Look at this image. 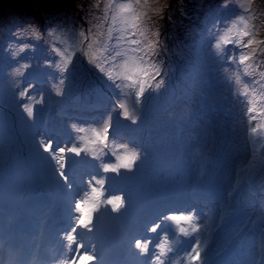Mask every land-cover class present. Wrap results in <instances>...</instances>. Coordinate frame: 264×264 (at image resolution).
<instances>
[{
	"label": "rangeland",
	"instance_id": "obj_1",
	"mask_svg": "<svg viewBox=\"0 0 264 264\" xmlns=\"http://www.w3.org/2000/svg\"><path fill=\"white\" fill-rule=\"evenodd\" d=\"M62 1L0 0V108L4 121L15 113L21 124L8 126L12 139L27 140L35 132L43 149L58 146L63 154L73 142L99 144V157L106 155L113 163L107 170L119 169L126 176L130 172L152 199L168 192L178 193V201L186 199V210L159 214L156 225L158 248L178 264H217L205 252L206 237L209 232L214 239L221 230L251 240L257 245L253 252L264 261V128L250 131L264 125V0H72L85 26L75 15L66 20ZM31 2L37 16L25 9ZM42 9L55 23L43 24ZM71 32L74 37L68 39ZM250 53L252 59H245ZM99 89L112 90L115 98H105ZM55 91L63 100L75 91L85 98L109 99L111 106L101 115L112 125L67 121L60 139L56 128L61 119L53 120L50 102L58 99ZM41 96L43 102L37 103ZM25 106L32 107L31 119ZM253 106L257 111H251ZM112 128H124L133 140L124 142L110 134ZM0 130L1 141L8 131ZM7 155L21 158L11 146H0V158ZM26 159L35 165L29 154ZM87 164L93 175L99 159L68 166L71 193L82 182L71 167L84 172ZM40 177L45 178L43 173ZM109 182L102 199L111 191ZM13 185L0 177V187ZM203 190L208 200L200 196ZM114 195L105 201L112 215L118 199ZM198 202L206 206L195 208ZM111 219L116 223L118 217L105 220ZM176 219L184 221L177 224ZM171 227L188 246L183 256L166 240Z\"/></svg>",
	"mask_w": 264,
	"mask_h": 264
},
{
	"label": "trees",
	"instance_id": "obj_2",
	"mask_svg": "<svg viewBox=\"0 0 264 264\" xmlns=\"http://www.w3.org/2000/svg\"><path fill=\"white\" fill-rule=\"evenodd\" d=\"M39 3H41V2H39ZM42 3H44V2H42ZM35 4L36 3L31 2L29 5H26L25 9L28 10V12L30 11L29 12L30 15L37 16L38 14H34L32 12V9H31L32 5H35ZM53 4H55V3H53ZM42 5H44V4H42ZM60 7H61V10H64V11L66 10V17H65L66 20H70V18H71L68 14L75 15L76 11H79L78 7L74 4H72V0L62 1L60 4ZM41 12L44 15H46V19L44 20L43 24H51L52 25L53 23H55L56 20L53 19L54 20V22H53L51 19H49V17H48L49 15L46 13V11H43V9H42ZM29 16L21 17L20 19L25 18V20H26V19H28ZM75 17L78 18L77 21H79L81 24H83L85 26V22H84L85 20L83 19L84 18L83 16L75 15ZM42 19H43V17H42ZM13 21H15V20L13 19ZM18 21L16 20L15 24H18ZM34 24L38 25L39 22H34ZM77 30H79V29H77ZM68 35L69 36L72 35V36L68 37V39H71V37H74V32H71V34H68ZM85 38L86 39L88 38L87 34H85ZM63 43L65 44L66 42H63ZM35 81L41 82L40 80H37V79ZM99 91H101L102 94H104L105 98H108V97H112V99L115 98L114 92L112 90L99 89ZM107 92H108V95H107ZM54 93L56 94V91ZM82 94L83 93H81V92L75 91L72 95L69 94L71 96L67 100L60 99L61 98L60 96H62V95H58L57 100H54V101L51 100L50 101L51 106L55 107V110H54L55 118L61 119L60 129L63 130L65 128V126H66L65 123L67 121H74V123L76 125H79V120H81L79 118L89 120V121H94L95 125H97V123L100 122L102 125H104V128L108 127L107 126V123H109L108 118L105 119L104 117H102L101 114L105 113L110 108V106H111L110 100L104 99L101 95H98L99 97L89 96L88 98H85V97H83L84 95H82ZM69 95H66V96H69ZM94 109H97V110H94ZM0 112L2 113V117H3L2 120H0V127L4 130L8 131L7 132L8 137H10V136L12 137V135H9V133H10L9 127L12 125H15L16 128H20L21 124H19L18 119L15 116V113H13L11 115V118L9 119L10 122H9L7 120L4 121V114L5 113H4V111L2 112L1 108H0ZM108 117H111V116H108ZM110 125H112V124L109 123V127H110ZM112 129L113 130L111 131L110 134H112L114 136H119L121 138H129V139L133 138L132 135H130L129 132L127 130H125L124 128H121V129L112 128ZM36 138L37 137H36L35 133H32V135L29 134L27 140H23L21 137L15 138V139H10V141L8 140L7 146H11V152L17 156L20 155L21 158L16 159V160H12L13 157L8 156V159L6 161H2L0 159V165H3L5 163H7L6 165H9L10 163L11 164L28 163V159H26V154H29V156L31 158L32 157L35 158L34 159L35 161H40V162L46 164L47 172L50 173L51 170L53 169V166L57 163V156L54 154V152H47L39 144H37ZM28 139H30V140H28ZM17 147L20 149V151L15 152L14 149ZM85 147H86V145L79 144V143H73V145L68 146V148L66 149L65 157H64L66 159V162H70V160L77 159V158L80 159L84 154ZM87 170H88V168L85 169V171H87ZM9 172L10 171H8V173ZM116 177H117V175H112L111 180L115 181ZM125 199H129L131 202H133V206L135 208L137 207L136 210L134 211L135 217H140L143 214V211L146 210L149 206L157 205L160 202V200H157V202H154L153 199L151 201V199L148 197V195L144 191V189L138 185L133 186L132 190L129 192L128 195H126ZM147 215L151 216L150 213H147Z\"/></svg>",
	"mask_w": 264,
	"mask_h": 264
},
{
	"label": "clouds",
	"instance_id": "obj_3",
	"mask_svg": "<svg viewBox=\"0 0 264 264\" xmlns=\"http://www.w3.org/2000/svg\"><path fill=\"white\" fill-rule=\"evenodd\" d=\"M145 3H147V0H145ZM248 34L249 33H246V35H248ZM251 43H255V41L250 42V44L248 45L249 47L251 46ZM254 52H255V49H253V53ZM253 53H250L245 59L251 60ZM245 59H242L240 62L243 64L245 62ZM162 84H163V81H161L160 84H158L156 87L159 88V87H161ZM56 94L57 95H61V92L57 91ZM24 95H26V92L21 94V98H23ZM42 102H43V97L41 96L40 100H38L37 103H42ZM24 110L26 111L29 119H31L32 116H33L32 107L25 106ZM251 111H253V112L257 111L255 106H253ZM125 118H127V116ZM132 122L135 123L136 121L133 120ZM250 123H251V121H250ZM260 128H264V125H260L259 128L251 129L250 131H252L253 134H255L257 131L260 130ZM33 133H35V132H33ZM12 138H13V135H12V137L11 136L8 137L6 133L2 134L1 141H0V146H7L8 140L10 141V139H12ZM5 139H7L6 142H4ZM28 140H30V139H28ZM131 140H133V139H130V141ZM92 147L93 148L96 147V149H101L102 148L101 145H99V144L93 145ZM6 157H8V156H5L2 161H5ZM138 158L139 157L137 156V159ZM30 161H33L35 163V165H31V163L28 161V163H25V164L7 165L5 167H1L0 168V177H3V181L4 182L5 181H10V182H12L14 184L13 188L10 187L9 189H7L5 187H0V203H1L2 200H6L7 198H10L11 201H12V199L18 198V192L21 190V187L27 185L29 182H31V180L34 179V178L25 179L24 175L28 171V169L34 168V166H40V164H42V162L35 161L34 159H31ZM62 163H65V158L63 156L57 155V163L56 164L58 165V164H62ZM84 170H85V168H84ZM129 170H131V169H129ZM8 171H10V172L8 173ZM79 172H83V171H79ZM56 177L59 178V174H57ZM142 188L144 189V186H142ZM144 191L147 193L148 197L151 199L152 197L148 194V191L147 190H144ZM31 192L33 193L32 189H31ZM156 196L159 197L158 194H156L154 196V198H153L154 202H157L155 200ZM209 197L210 196H207L206 197L207 199H204V200H208ZM159 198L161 200L164 199L163 196H161ZM28 200H25L24 202H27ZM48 200L50 201V200H52V198L48 197ZM12 204H13V208L14 209L22 208V209H26V210L33 205V204L32 205H25L23 202L22 203H18V202L15 203L13 201H12ZM199 204H201V202ZM201 205H204V204H201ZM64 206H65V204L63 203L62 207H64ZM153 214H154V220H153L154 222L152 221V215ZM159 214H160V216H162V214H164L163 217L169 216V214L167 213V209L163 208L162 202H159L157 205H152V215L151 216H149V215L145 216L144 222L147 223L146 225L149 224L151 226L152 230H149V236L147 237V239H145L143 241L142 246L140 247V251H141L142 254H144V252H146L145 248L147 247L146 246L147 243L152 242V232L156 231V225L161 221L159 219V217H158ZM176 223L178 224V222H176ZM11 230L13 232V233H11V235L16 236V233L14 232V229L12 228ZM181 231H184V230H181ZM199 232H200V230H198L197 236H199ZM225 232H226L225 230H221V233L219 235H217V236L219 237L220 242H221V240L224 237H228L229 239L233 240V243L228 248H222L219 245H217L215 247L216 243L212 239H210L209 232H208V235L206 237L207 240H208V244H207V250L205 252L208 253V255L211 258L215 259V262L217 264H223V263H227V264L229 263L230 264V262H231L230 251L234 248V246L236 245L237 242L245 243L247 241V240H245V238L241 239V238H235L232 235H228V234L224 235ZM205 233H206V231H205ZM168 234H169V238H166V240H168L172 244L183 245L181 247V251L184 253V249L188 248V246H186L184 243H182L179 240V238H178L177 234L175 233L173 227H171V229L168 231ZM185 234H187V233L185 232ZM161 242H162V240H161ZM205 242H206V240H205ZM205 242H204V244H205ZM200 249H201V247L199 246L196 249V253H198L200 251ZM125 264H131V263L126 261ZM146 264H171V262H170L168 256H162L160 260L155 259L153 262H147Z\"/></svg>",
	"mask_w": 264,
	"mask_h": 264
},
{
	"label": "bare ground",
	"instance_id": "obj_4",
	"mask_svg": "<svg viewBox=\"0 0 264 264\" xmlns=\"http://www.w3.org/2000/svg\"><path fill=\"white\" fill-rule=\"evenodd\" d=\"M14 151L17 152V151H20V149L17 147V148L14 149ZM7 156H10V155H7ZM10 157H11V156H10ZM7 159H8V158H5V161H6ZM31 159H35V158H31ZM47 186H48V185H47ZM130 263H131V264H135V259H134L133 256H131V258H130Z\"/></svg>",
	"mask_w": 264,
	"mask_h": 264
},
{
	"label": "water",
	"instance_id": "obj_5",
	"mask_svg": "<svg viewBox=\"0 0 264 264\" xmlns=\"http://www.w3.org/2000/svg\"><path fill=\"white\" fill-rule=\"evenodd\" d=\"M34 1H37V2H49V1H52V0H34Z\"/></svg>",
	"mask_w": 264,
	"mask_h": 264
}]
</instances>
